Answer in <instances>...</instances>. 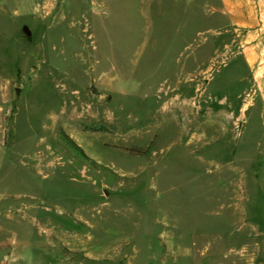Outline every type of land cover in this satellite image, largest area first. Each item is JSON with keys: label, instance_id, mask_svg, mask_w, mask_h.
Instances as JSON below:
<instances>
[{"label": "rangeland", "instance_id": "obj_1", "mask_svg": "<svg viewBox=\"0 0 264 264\" xmlns=\"http://www.w3.org/2000/svg\"><path fill=\"white\" fill-rule=\"evenodd\" d=\"M0 100V264H264V0H0Z\"/></svg>", "mask_w": 264, "mask_h": 264}, {"label": "crops", "instance_id": "obj_2", "mask_svg": "<svg viewBox=\"0 0 264 264\" xmlns=\"http://www.w3.org/2000/svg\"><path fill=\"white\" fill-rule=\"evenodd\" d=\"M230 4L227 5L226 2H224V5L226 8H229L230 6L233 8V9H238L239 8V4L236 3L235 5H232L231 2H229ZM241 7V6H240ZM235 20H238L239 23H241L240 19L237 18V17H234ZM256 57H252L253 60H256L255 59ZM11 104H10V101H7V100H0V152H4L7 148V146L5 145V138L7 136L11 137L12 136V120H11Z\"/></svg>", "mask_w": 264, "mask_h": 264}, {"label": "water", "instance_id": "obj_3", "mask_svg": "<svg viewBox=\"0 0 264 264\" xmlns=\"http://www.w3.org/2000/svg\"><path fill=\"white\" fill-rule=\"evenodd\" d=\"M24 30H25V32H26L27 34H29V31H28V29H27L26 27H24Z\"/></svg>", "mask_w": 264, "mask_h": 264}, {"label": "trees", "instance_id": "obj_4", "mask_svg": "<svg viewBox=\"0 0 264 264\" xmlns=\"http://www.w3.org/2000/svg\"><path fill=\"white\" fill-rule=\"evenodd\" d=\"M130 152L139 153L140 151L129 150Z\"/></svg>", "mask_w": 264, "mask_h": 264}]
</instances>
